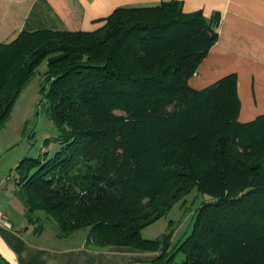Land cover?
I'll return each instance as SVG.
<instances>
[{
    "label": "trees",
    "instance_id": "obj_1",
    "mask_svg": "<svg viewBox=\"0 0 264 264\" xmlns=\"http://www.w3.org/2000/svg\"><path fill=\"white\" fill-rule=\"evenodd\" d=\"M98 21L0 41V126L45 61L58 129L53 156L14 167L26 220L43 211L60 236L86 229L98 247L155 253L137 264H264V114L238 121L235 74L188 84L216 41L218 14L170 1L119 6ZM192 188L206 198L189 235L174 246L170 231L141 236Z\"/></svg>",
    "mask_w": 264,
    "mask_h": 264
},
{
    "label": "crops",
    "instance_id": "obj_2",
    "mask_svg": "<svg viewBox=\"0 0 264 264\" xmlns=\"http://www.w3.org/2000/svg\"><path fill=\"white\" fill-rule=\"evenodd\" d=\"M170 1L180 2L187 13L201 10L206 18L219 16L216 41L188 84L203 89L235 74L238 121L263 115L264 0H0V41H10L22 30H92L116 7ZM16 140L5 124L0 126V210L12 224L10 229L0 224L1 264H137L154 257L153 252L130 246L93 245L87 241L86 229L60 236L55 228L46 232L43 226L29 224L16 193L14 167L25 154L15 146Z\"/></svg>",
    "mask_w": 264,
    "mask_h": 264
},
{
    "label": "rangeland",
    "instance_id": "obj_3",
    "mask_svg": "<svg viewBox=\"0 0 264 264\" xmlns=\"http://www.w3.org/2000/svg\"><path fill=\"white\" fill-rule=\"evenodd\" d=\"M45 69L46 63L42 61L37 67L36 73L20 90L11 115L5 122L9 136H12L13 139L17 138L15 146H18L19 149L23 148L25 151L22 157L49 158L59 149L56 140L58 129L50 117V103L45 94L48 90V83L42 74ZM44 152L46 153L44 154ZM205 198L195 188H192L184 199L174 203L164 215L144 226L141 229V236L147 239H157L170 231L171 245H176L190 234L196 210ZM43 214V211H34L31 216L35 219L39 215L38 221L27 220V222L35 224V226L42 224L48 232L54 226L43 217ZM179 255L178 253L177 260Z\"/></svg>",
    "mask_w": 264,
    "mask_h": 264
},
{
    "label": "built area",
    "instance_id": "obj_4",
    "mask_svg": "<svg viewBox=\"0 0 264 264\" xmlns=\"http://www.w3.org/2000/svg\"><path fill=\"white\" fill-rule=\"evenodd\" d=\"M0 224L3 225L4 227L10 229L12 224L10 223L9 220H7L3 215L2 212L0 210Z\"/></svg>",
    "mask_w": 264,
    "mask_h": 264
}]
</instances>
